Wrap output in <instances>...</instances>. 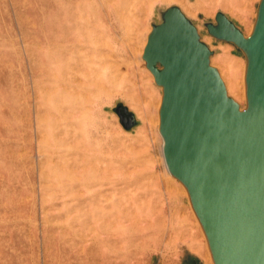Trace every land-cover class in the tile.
I'll return each instance as SVG.
<instances>
[{
  "label": "rangeland",
  "instance_id": "rangeland-1",
  "mask_svg": "<svg viewBox=\"0 0 264 264\" xmlns=\"http://www.w3.org/2000/svg\"><path fill=\"white\" fill-rule=\"evenodd\" d=\"M263 2L0 0V264H209L166 166L164 91L144 52L179 8L245 109L250 53L209 27L223 14L248 38Z\"/></svg>",
  "mask_w": 264,
  "mask_h": 264
},
{
  "label": "water",
  "instance_id": "water-1",
  "mask_svg": "<svg viewBox=\"0 0 264 264\" xmlns=\"http://www.w3.org/2000/svg\"><path fill=\"white\" fill-rule=\"evenodd\" d=\"M209 32L250 53V110L231 101L209 47L179 8L165 15L144 59L163 87L161 135L171 174L189 187L216 264H264V2L250 39L223 14ZM161 64L163 69H158ZM127 129L136 121L126 111Z\"/></svg>",
  "mask_w": 264,
  "mask_h": 264
},
{
  "label": "bare ground",
  "instance_id": "bare-ground-1",
  "mask_svg": "<svg viewBox=\"0 0 264 264\" xmlns=\"http://www.w3.org/2000/svg\"><path fill=\"white\" fill-rule=\"evenodd\" d=\"M150 1V0H149ZM253 34H251V36H252ZM250 36V37H251ZM250 37H248V38H246L247 40L248 39H250ZM31 52V51H30ZM163 91H165V88H164V90ZM162 102V101H161ZM239 108H240V110H241V112H243V113H245V112H248L249 110H250V106H249V104H248V106L244 109L243 108V106L242 105H240L239 106ZM157 110H159V109H157ZM160 111V110H159ZM160 114V113H159ZM164 155V154H163ZM164 158H165V155H164ZM166 162V161H165ZM166 166H167V163H166ZM167 168H168V166H167ZM169 169V168H168ZM182 183H183V185L188 189V193H189V195H190V198H192V195H191V192H190V190H189V187L187 186V184L185 183V182H183L182 181ZM203 226H204V223H203ZM204 229H206L205 228V226H204ZM207 232V231H206ZM206 235H207V238H208V247L206 248V254L204 255V258H205V260H207L208 261V263L209 264H215L216 263V261H215V256H214V252H213V249H212V245H211V242H210V239H209V236H208V234L206 233ZM205 237V236H204Z\"/></svg>",
  "mask_w": 264,
  "mask_h": 264
}]
</instances>
